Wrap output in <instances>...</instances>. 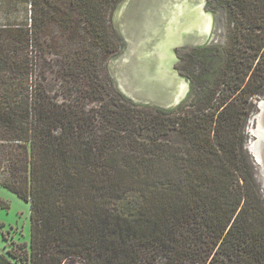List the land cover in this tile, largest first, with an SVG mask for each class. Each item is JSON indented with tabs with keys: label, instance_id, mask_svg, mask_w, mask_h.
Wrapping results in <instances>:
<instances>
[{
	"label": "trees",
	"instance_id": "1",
	"mask_svg": "<svg viewBox=\"0 0 264 264\" xmlns=\"http://www.w3.org/2000/svg\"><path fill=\"white\" fill-rule=\"evenodd\" d=\"M117 1L68 0L56 15L74 46L59 67L78 109L32 91L27 65L0 44V185L28 202L30 224L28 243L0 264L78 253L90 264H153L154 252L159 264H264V198L244 149L252 100L264 94V0H213L226 43L179 52L189 89L174 108L126 107L101 77L118 47ZM38 13L36 36L46 0ZM199 54L211 67L195 71ZM84 96L96 107L80 109Z\"/></svg>",
	"mask_w": 264,
	"mask_h": 264
},
{
	"label": "rangeland",
	"instance_id": "2",
	"mask_svg": "<svg viewBox=\"0 0 264 264\" xmlns=\"http://www.w3.org/2000/svg\"><path fill=\"white\" fill-rule=\"evenodd\" d=\"M68 0H46V11L48 12L47 20L45 21L44 28L42 32L37 34L34 32V23L38 24V12L40 9V4L42 0H0V44L5 45L4 51L8 52L13 58L21 59L22 62L27 65L28 76H29V88L32 91L39 90L42 95H44L51 104L57 105L60 109L72 108L73 106L78 109V98L74 99L76 95L68 85L70 82L73 84L74 81L70 78H65L60 70L59 62L63 59L65 53L72 52L73 43L66 38L67 33L64 31L65 21L62 24H58L56 20V15L59 13H64V9L67 7ZM118 0L112 7L109 13V21L112 31L119 38L118 47L115 52L107 57L105 61L100 64V75L106 82L110 85L112 90L117 92L120 96L117 99L121 100V103L126 107L130 105V102L139 106H151L154 108H161L159 105H155L147 102H136L133 101L117 88V80L115 79L114 70L117 68L118 63H116V58L122 53L126 46V41L124 37L118 32L115 25V18L118 17L124 7L128 3H133L134 0ZM201 8V9H200ZM199 11L206 13L209 19V25L207 28L208 33L204 36H195L194 43L182 46L180 44L173 47V54L175 51V60L172 61L173 67L177 70V63L179 61V52H183L188 48H196L203 45H221L226 43L227 36V22L226 16L224 14L223 8L213 0H202L199 6ZM203 25L200 28V35L203 34ZM16 29H22L24 31L28 30L26 35H19L15 32ZM39 29V28H37ZM209 29V30H208ZM13 32L12 35L7 33ZM201 38V39H200ZM198 40V41H197ZM179 45V46H178ZM177 46V47H176ZM12 49V51H11ZM60 57L56 54L58 53ZM176 58L177 61H176ZM196 58L200 59V63H196L195 71H200L202 66L211 67L208 62H206L207 55H198ZM176 61V62H175ZM191 61V60H190ZM187 61L185 65L188 69L189 65L192 64ZM204 61L206 64L204 65ZM198 65V66H197ZM174 70V69H173ZM194 71V72H195ZM178 75L181 76L184 92L181 96L183 100L187 96L189 89V81L184 76L180 74L177 70ZM177 76V75H176ZM69 83V84H65ZM264 97L263 95L257 96L252 100L253 107L248 114L245 125V142L244 149L248 155V161L251 167L256 184L259 188L261 196L264 198V192L262 190L261 183L258 181V169L255 167V161L250 154L248 149L249 135H248V121L251 113L255 109V102L259 101ZM80 109L88 111L91 108H95L96 104L92 100L86 98L85 96L79 100ZM175 107V106H174ZM171 107V108H174ZM70 108V109H71ZM92 125L85 124L84 128L89 134L90 129H95L96 121L91 120ZM143 136V134L141 135ZM0 178H3L0 175ZM130 191L124 193L128 195ZM135 213V212H133ZM30 233L29 224V204L23 199L19 198L17 195L7 190L0 185V254L6 255V251L11 247V245H16L18 243H28ZM93 252V251H92ZM76 258H68L62 264H90L92 255L88 256L85 254L76 255ZM153 264H159L160 258L159 253L154 252ZM21 262V261H20ZM18 260L14 261L15 264H22Z\"/></svg>",
	"mask_w": 264,
	"mask_h": 264
},
{
	"label": "bare ground",
	"instance_id": "3",
	"mask_svg": "<svg viewBox=\"0 0 264 264\" xmlns=\"http://www.w3.org/2000/svg\"><path fill=\"white\" fill-rule=\"evenodd\" d=\"M201 1L134 0L124 7L115 18L116 28L126 41L114 70L121 93L136 102L162 107L181 99L185 85L172 69L173 47L193 44L195 36L208 33L209 19L199 11ZM248 135L247 151L255 161L264 192V97L255 103L249 117Z\"/></svg>",
	"mask_w": 264,
	"mask_h": 264
},
{
	"label": "water",
	"instance_id": "4",
	"mask_svg": "<svg viewBox=\"0 0 264 264\" xmlns=\"http://www.w3.org/2000/svg\"><path fill=\"white\" fill-rule=\"evenodd\" d=\"M201 25H202V24H201ZM174 54H175V51H174ZM175 56H176V55H175ZM176 57H177V56H176ZM177 59H178V58H176V61H177ZM176 61H175V62H176ZM173 69H174V72H175L174 74L177 75V76H179L177 70H176L174 67H173ZM179 77H181V76H179ZM181 100H182V99L178 100L177 102H174L173 104H170V105L167 106V107H162V106H160V107H161V108H171V107L176 106ZM133 101H135V100H133ZM255 103H256V102H255Z\"/></svg>",
	"mask_w": 264,
	"mask_h": 264
}]
</instances>
